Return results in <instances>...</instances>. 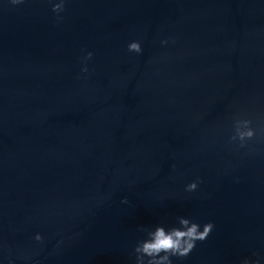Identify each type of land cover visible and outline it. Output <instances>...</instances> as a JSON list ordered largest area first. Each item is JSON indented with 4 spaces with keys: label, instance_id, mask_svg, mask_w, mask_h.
Masks as SVG:
<instances>
[{
    "label": "water",
    "instance_id": "obj_1",
    "mask_svg": "<svg viewBox=\"0 0 264 264\" xmlns=\"http://www.w3.org/2000/svg\"><path fill=\"white\" fill-rule=\"evenodd\" d=\"M59 2L0 0V264H264V0Z\"/></svg>",
    "mask_w": 264,
    "mask_h": 264
},
{
    "label": "clouds",
    "instance_id": "obj_2",
    "mask_svg": "<svg viewBox=\"0 0 264 264\" xmlns=\"http://www.w3.org/2000/svg\"><path fill=\"white\" fill-rule=\"evenodd\" d=\"M12 6H17L24 3V0H8ZM64 10V0L54 4L52 12L56 13L59 19V13ZM164 43V42H162ZM127 50L133 53H140L141 47L138 42H131L127 46ZM92 53H88L84 60L91 59ZM81 71L86 72L87 68H82ZM253 135L251 131L241 135V139L245 136L250 138ZM197 183L193 182L187 185L186 191H194ZM177 226L165 228L164 226H156L154 230L141 229L146 233L145 238L137 242L133 249L135 255V264H171V257L184 258L195 247L197 241H204L211 230L213 225L207 223L203 226L202 231L200 225L191 222L186 218H177ZM37 241L41 237H35ZM247 264V262H245Z\"/></svg>",
    "mask_w": 264,
    "mask_h": 264
}]
</instances>
